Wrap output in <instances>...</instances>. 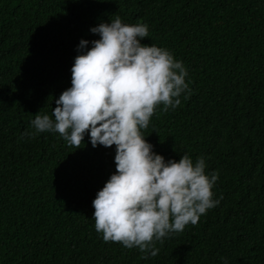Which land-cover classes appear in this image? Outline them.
<instances>
[{"label":"trees","instance_id":"trees-1","mask_svg":"<svg viewBox=\"0 0 264 264\" xmlns=\"http://www.w3.org/2000/svg\"><path fill=\"white\" fill-rule=\"evenodd\" d=\"M117 16L146 24L141 44L188 73L190 94L157 107L146 141L219 176V204L155 242L156 256L95 230L115 145L93 148L86 133L77 149L32 126L71 87L80 41L90 49V29ZM0 264H264V0H0Z\"/></svg>","mask_w":264,"mask_h":264},{"label":"clouds","instance_id":"clouds-1","mask_svg":"<svg viewBox=\"0 0 264 264\" xmlns=\"http://www.w3.org/2000/svg\"><path fill=\"white\" fill-rule=\"evenodd\" d=\"M90 31L100 39L90 49L80 41L71 87L55 101L51 117L36 114L32 126L36 133H58L77 149L86 133L93 148L115 145L116 172L93 201L95 230L105 242L156 256L155 242L197 224L219 204L212 191L218 172L206 175L204 159L194 164L188 155L165 162L141 132L159 105L174 109L183 92L190 94L183 63L166 49L141 44L146 24L126 25L117 16Z\"/></svg>","mask_w":264,"mask_h":264}]
</instances>
